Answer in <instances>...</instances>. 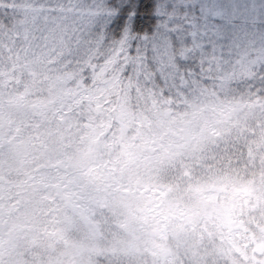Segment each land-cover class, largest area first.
<instances>
[{
	"label": "clouds",
	"instance_id": "9594fccd",
	"mask_svg": "<svg viewBox=\"0 0 264 264\" xmlns=\"http://www.w3.org/2000/svg\"><path fill=\"white\" fill-rule=\"evenodd\" d=\"M0 264H264V0H0Z\"/></svg>",
	"mask_w": 264,
	"mask_h": 264
}]
</instances>
